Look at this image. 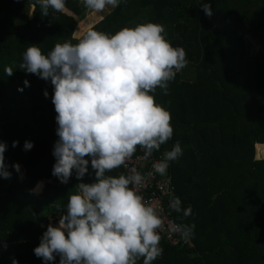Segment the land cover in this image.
<instances>
[{
    "label": "trees",
    "instance_id": "16d2710c",
    "mask_svg": "<svg viewBox=\"0 0 264 264\" xmlns=\"http://www.w3.org/2000/svg\"><path fill=\"white\" fill-rule=\"evenodd\" d=\"M199 2L120 0L82 34L96 16L80 17L86 9L81 0H65L62 11L49 8L48 16L37 0H0V141L7 144L4 163L11 173L0 177V264H44L33 250L81 182L75 172L67 184L52 175L58 139L53 86L19 69L24 51L37 45L47 54L89 30L114 34L148 22L163 25L165 38L186 52L187 66L169 82L168 94L153 93L170 112L174 131L152 154L180 143L182 155L168 170L174 197L191 210H173L180 228L190 229L188 242H162L152 264H264V54L249 57L245 40L264 26V0H201L211 5V17ZM13 141L19 142L15 148ZM25 141L33 142L31 150H24ZM14 164L22 166V178ZM93 181L89 165L82 182Z\"/></svg>",
    "mask_w": 264,
    "mask_h": 264
},
{
    "label": "clouds",
    "instance_id": "9594fccd",
    "mask_svg": "<svg viewBox=\"0 0 264 264\" xmlns=\"http://www.w3.org/2000/svg\"><path fill=\"white\" fill-rule=\"evenodd\" d=\"M37 3L43 16H48L49 8L59 12L65 7V0ZM199 3L211 17V5ZM83 4L100 12L109 5L118 7L120 0H83ZM164 32L163 25L152 22L114 34L89 30L77 43H56L47 54L37 45L24 51L19 69L53 86L58 139L53 146L52 175L67 184L75 172L81 181L68 196L58 224L49 223L33 250L44 264H54L57 256L59 264H137L140 258L143 264H152L162 255L157 231L162 221L130 187L139 186L142 175L108 173L124 165L138 146L150 156L173 136L170 112L156 103L153 93L159 88L167 95L169 82L188 62L184 48L173 47ZM5 73L12 76L13 69L6 67ZM18 143L13 141L12 147ZM33 146L25 141L23 148L28 151ZM6 150V142L0 141V177L9 179ZM181 155L177 141L154 163L155 171L164 174L169 162ZM89 165L94 181L85 183ZM13 167L20 170L19 164ZM170 207L184 215L191 211L181 208L178 197H173ZM183 234L187 238L190 229ZM12 264L18 261L13 259Z\"/></svg>",
    "mask_w": 264,
    "mask_h": 264
},
{
    "label": "built area",
    "instance_id": "2783aa9c",
    "mask_svg": "<svg viewBox=\"0 0 264 264\" xmlns=\"http://www.w3.org/2000/svg\"><path fill=\"white\" fill-rule=\"evenodd\" d=\"M163 159V153L146 155L145 150L141 147L125 164L120 167L122 174L131 175L133 171L142 175L143 181L139 186L130 185L134 190L142 196L144 202L153 207L159 215L162 223L157 230L162 242L170 245H177L180 242H188L185 238L183 230L173 218V209L170 202L174 197V184L170 171L166 170L164 174L155 171L153 165L155 162Z\"/></svg>",
    "mask_w": 264,
    "mask_h": 264
},
{
    "label": "rangeland",
    "instance_id": "374dc122",
    "mask_svg": "<svg viewBox=\"0 0 264 264\" xmlns=\"http://www.w3.org/2000/svg\"><path fill=\"white\" fill-rule=\"evenodd\" d=\"M81 1H83V0H81ZM112 8H113V7L109 5V6H106V7L104 8V10H102V11H100V12H96V11H93L92 9H88V8H86L85 11H84V13H83L80 17L84 16L83 19H85V18L88 17L89 15H92V14H93V16H94V15L96 16V19L94 20V22H93L92 24H90V25H89V26H88V27L82 32V34H83L87 29H89L90 27H92L96 22H98L99 20H101L102 17H103L106 13H108ZM31 9H32V8H31ZM30 12H31V10H30ZM83 19H82V20H83ZM76 23H77V20H76ZM82 34L80 33L79 36H81ZM258 35H261V32H260V34H258ZM79 36H76V37H79ZM245 40H246V51H247V54H248L250 57H251V56H255L256 53H259V52H261V51L264 52V47H261L260 49H259V46L254 47V44H256L257 42H262V44H264V40L262 41L261 38L257 39V41H254V42H255L254 44H253V42H250V41H249V40H250L249 35H248V36L245 35ZM250 45H252V46L250 47ZM255 149H256V148H255ZM23 171H24V170H23L22 166L20 165V170L17 171V174H18V177H19V178H22V177H23ZM58 220H59V219H50L49 222H48V225H49V223L55 225V224H57L56 222H58ZM48 225H47V226H48Z\"/></svg>",
    "mask_w": 264,
    "mask_h": 264
},
{
    "label": "crops",
    "instance_id": "0c3cea01",
    "mask_svg": "<svg viewBox=\"0 0 264 264\" xmlns=\"http://www.w3.org/2000/svg\"><path fill=\"white\" fill-rule=\"evenodd\" d=\"M260 32H261V35H258V34H260ZM246 35L247 36L249 35V37H250V40L249 41L250 42H253V44L255 43L254 41H257V39H259V38H261V40L263 41L264 40V26H261L259 28H256L255 30H251ZM251 46L252 45H250V47ZM256 46H259V49H260L261 47H264V44H262V42H257L256 44H254V47H256ZM259 54H264V52L261 51L259 53H256L255 56H257ZM255 56H251V57H255Z\"/></svg>",
    "mask_w": 264,
    "mask_h": 264
},
{
    "label": "water",
    "instance_id": "95a60500",
    "mask_svg": "<svg viewBox=\"0 0 264 264\" xmlns=\"http://www.w3.org/2000/svg\"><path fill=\"white\" fill-rule=\"evenodd\" d=\"M41 225L43 226L44 224L42 223Z\"/></svg>",
    "mask_w": 264,
    "mask_h": 264
},
{
    "label": "bare ground",
    "instance_id": "6f19581e",
    "mask_svg": "<svg viewBox=\"0 0 264 264\" xmlns=\"http://www.w3.org/2000/svg\"><path fill=\"white\" fill-rule=\"evenodd\" d=\"M56 223L58 224V222H56ZM57 224H56V225H57Z\"/></svg>",
    "mask_w": 264,
    "mask_h": 264
}]
</instances>
